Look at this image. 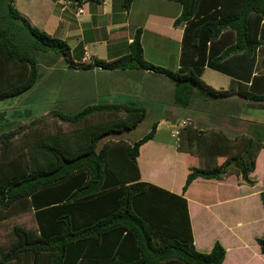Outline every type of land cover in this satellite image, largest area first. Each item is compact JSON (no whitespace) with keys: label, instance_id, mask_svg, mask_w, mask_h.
Wrapping results in <instances>:
<instances>
[{"label":"trees","instance_id":"trees-1","mask_svg":"<svg viewBox=\"0 0 264 264\" xmlns=\"http://www.w3.org/2000/svg\"><path fill=\"white\" fill-rule=\"evenodd\" d=\"M130 1H124L126 7ZM168 1L181 5L174 24L184 25L176 72L147 63L138 34L127 58L112 63L93 59L88 66L78 67L140 69L164 76L173 82L172 104L181 110L189 108L196 95L215 100L237 95L245 102H264L262 74L252 76L249 84L232 80L227 89L219 90L201 80L205 65H219L235 54L241 55L245 74L254 68V52L264 45V0ZM0 11L2 102L35 86L40 75L39 54L47 58L54 52L66 59L70 48L65 41L32 26L13 0H0ZM66 63L68 68H77L72 61ZM114 113L124 117L87 123L91 116ZM52 115L76 127L69 133L38 138L25 152H14L11 146L23 126L0 133V223L28 210L36 223L35 229L12 227V240L0 247V264L223 263L221 244L215 243L209 253L195 249L183 194L198 178L221 180L233 170L246 180L264 144L245 136L241 154L218 165L217 156L224 154L230 140L221 133L203 135L186 126L190 153L198 155L201 165L188 168L183 192L177 195L140 180L139 148L154 137L156 122L132 144L119 140L99 146L105 137L134 130L146 117L144 108L89 104L77 114L53 111ZM229 143L227 150L231 149ZM232 161L235 169L227 168ZM260 198L264 207V190ZM257 243L264 253V234Z\"/></svg>","mask_w":264,"mask_h":264},{"label":"crops","instance_id":"crops-1","mask_svg":"<svg viewBox=\"0 0 264 264\" xmlns=\"http://www.w3.org/2000/svg\"><path fill=\"white\" fill-rule=\"evenodd\" d=\"M124 1L13 0V5L32 26L67 43L70 54L63 61H72L77 68H68L69 63L63 67L66 76L63 88H72L71 94L75 93L82 103L123 104V99L126 103L150 99L149 106H159L155 135L139 148L140 180L181 195L188 168L201 165L198 155L190 153L186 126L203 135L221 133L230 140L224 146V154L217 156L220 165L241 154L242 139L252 138L250 129L256 125L243 117L247 102L237 95L216 100L196 95L191 106L181 110L173 106L174 84L164 76L140 69L78 67L88 66L93 59L112 63L127 58L138 34L147 63L171 72L180 68L184 25H175L174 21L181 13V5L168 0H131L126 7ZM262 48L264 45L254 52L255 68L247 74L242 69L241 55L235 54L219 65H205L201 80L215 90L227 89L232 80L249 84L252 76L264 75ZM86 54L90 56L89 62H83ZM68 82L74 84L67 85ZM248 104L264 108V102ZM180 120L186 121L180 127L181 139L171 134ZM228 143L230 150L226 149ZM263 190L264 148L257 153L255 168L246 180L236 170L221 180H194L183 196L187 200L195 249L209 253L219 243L225 249L222 264H264V253L257 243L264 234V207L260 198Z\"/></svg>","mask_w":264,"mask_h":264},{"label":"rangeland","instance_id":"rangeland-1","mask_svg":"<svg viewBox=\"0 0 264 264\" xmlns=\"http://www.w3.org/2000/svg\"><path fill=\"white\" fill-rule=\"evenodd\" d=\"M262 50L264 51V48L260 49V51ZM50 53L47 58L45 54L37 56L40 75L33 88L19 97L0 102V113L3 114V117L0 116V133L1 131L23 126L11 140L14 152H25L38 138L56 133H69L76 127L59 121L52 115L53 111L63 114H77L90 104L89 102L82 103L81 100L76 98L75 93L71 94L72 88L70 90L63 88V83L66 82V76H63V67L66 63L63 61L64 58L62 56L54 52ZM259 54L261 53L259 52ZM51 56H54V60H52ZM71 83L74 84L73 82L66 84L72 85ZM119 101H122V99ZM123 101V104L126 105L143 106L146 110V117L134 130L119 136L105 137L100 141L99 146L103 143H113L119 140L130 144L134 143L149 132L152 124L156 122L159 116V106H149L147 104V102L151 104L150 99L147 102L145 99L142 101L133 99L131 103H126L125 99ZM248 103L244 106L242 115L245 119L253 120L254 125H256L254 126L256 128L250 129L252 134H249V136L255 142L259 140L264 144V108L261 106L253 107ZM121 117H124V114H97L88 118L87 123L106 122ZM27 118L30 119L21 122V120ZM32 121L36 122L34 126L29 125ZM171 134L175 138L179 137L181 139L183 130L176 126ZM175 138L172 139L175 140ZM14 225L22 226L25 229H35L36 223L33 212L28 210L17 213L0 223V247H4L12 240L11 230Z\"/></svg>","mask_w":264,"mask_h":264},{"label":"built area","instance_id":"built-area-1","mask_svg":"<svg viewBox=\"0 0 264 264\" xmlns=\"http://www.w3.org/2000/svg\"><path fill=\"white\" fill-rule=\"evenodd\" d=\"M79 13L82 12V10H78ZM90 61V56L88 54H86L83 58V62H89ZM186 124V121L185 120H180L178 122V127H183L184 125ZM174 137V135H172Z\"/></svg>","mask_w":264,"mask_h":264},{"label":"water","instance_id":"water-1","mask_svg":"<svg viewBox=\"0 0 264 264\" xmlns=\"http://www.w3.org/2000/svg\"><path fill=\"white\" fill-rule=\"evenodd\" d=\"M230 167H235V164L231 163L229 166H227V168H230Z\"/></svg>","mask_w":264,"mask_h":264}]
</instances>
